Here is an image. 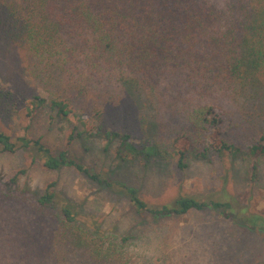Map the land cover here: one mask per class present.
Masks as SVG:
<instances>
[{
	"label": "rangeland",
	"instance_id": "obj_1",
	"mask_svg": "<svg viewBox=\"0 0 264 264\" xmlns=\"http://www.w3.org/2000/svg\"><path fill=\"white\" fill-rule=\"evenodd\" d=\"M24 6L22 0H0V132L67 150L107 184L74 168L48 169L32 148L0 152V264H264V156L255 161V175L246 152L210 151L205 160L189 154L188 167L180 169L173 142L191 131L179 113L182 103L114 83L77 100L74 111L82 108L96 128L131 134L138 147L157 146L164 153L123 161L121 141L95 129L69 142L74 128L83 127L52 109L50 92L62 88L44 82V63L11 36ZM35 99L46 102L36 107ZM258 105L221 103L230 143L246 150L264 137V109ZM199 143L197 149H209V139ZM126 188L136 190L149 207L171 205L180 197L229 202L232 210L225 214L231 217L213 208L155 215L139 210ZM48 189L56 194V210L42 213L33 193L41 196ZM64 202L79 211V224L72 227L92 239L102 237L106 256L76 243V228L70 232L59 221L58 206Z\"/></svg>",
	"mask_w": 264,
	"mask_h": 264
},
{
	"label": "trees",
	"instance_id": "obj_2",
	"mask_svg": "<svg viewBox=\"0 0 264 264\" xmlns=\"http://www.w3.org/2000/svg\"><path fill=\"white\" fill-rule=\"evenodd\" d=\"M22 1L25 6L13 22L11 36L44 63V82L62 88L50 92L52 109L64 119H76L83 127L74 128L69 142L95 129L108 140L121 141L123 161L135 160L144 153L148 157L164 153L157 146L138 147L131 134L103 125L96 128L88 122L89 113L73 109L77 100L100 87L127 85L182 103L179 113L185 117L191 134L183 133L173 142L179 156L178 168L188 167L189 154L205 160L210 151L233 155L246 152L254 160L252 174L257 173L255 161L264 156V137L246 150L230 143L223 133L226 113L221 103L226 100L239 104L244 100L264 109V0ZM45 102L35 99L34 105ZM203 138L210 144L209 149L201 151L196 145ZM19 148L36 150L48 169L74 168L107 184L67 150H52L41 140L26 135L14 139L0 132V152ZM126 192L139 210L159 216L213 208L231 217V213L225 214L232 210L229 202L180 197L171 205L149 207L136 190L126 188ZM33 195L42 213L56 210V194L50 189L41 196ZM58 208L59 221L70 232L76 228V243L81 241L106 256L102 237L92 239L81 227H72L79 224L77 207L64 202Z\"/></svg>",
	"mask_w": 264,
	"mask_h": 264
}]
</instances>
